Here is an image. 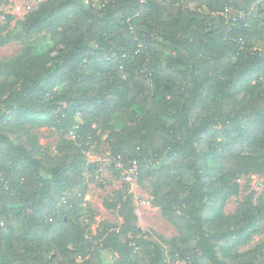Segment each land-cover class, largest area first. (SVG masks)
Masks as SVG:
<instances>
[{"label": "trees", "instance_id": "obj_1", "mask_svg": "<svg viewBox=\"0 0 264 264\" xmlns=\"http://www.w3.org/2000/svg\"><path fill=\"white\" fill-rule=\"evenodd\" d=\"M19 23L0 61V264H99L108 249L113 264H264V241L236 250L264 230V191L222 208L264 173V0H41ZM36 122L62 135L55 153ZM102 134L176 236L136 226L124 187L106 203L122 223L90 234L83 150Z\"/></svg>", "mask_w": 264, "mask_h": 264}, {"label": "rangeland", "instance_id": "obj_2", "mask_svg": "<svg viewBox=\"0 0 264 264\" xmlns=\"http://www.w3.org/2000/svg\"><path fill=\"white\" fill-rule=\"evenodd\" d=\"M41 0H7L0 3V61H4L15 56L22 47L21 38L9 40L13 35H23L20 21L24 20L27 14L33 10ZM217 13V12H216ZM45 32L34 35L29 38V42H42V36ZM10 34V36H7ZM78 120V118H76ZM32 132L36 141L44 149H48L51 154L55 153L56 147L62 138L58 130H55L48 123L36 122ZM68 139H76V134ZM106 138L102 134L100 141L97 139L89 140L87 150H83L86 157V165H95L94 168L86 166L83 172L87 184L85 207L90 216L86 218L89 224L90 234L96 235V228L102 222H108L115 225L122 223L118 215V206H107L106 203L114 202L116 194L123 187L127 189L132 203L131 213L134 216L133 222L142 231L153 230L163 237L169 239L178 234L177 229L161 215L158 207L152 204L150 188L141 184L137 177L129 183L123 182L119 171L115 170L108 161H103L106 144L101 141ZM239 191L235 196L227 198L223 203V212L232 213L238 203H240L248 193H253L254 197H259L264 191V173L261 175H243L238 179ZM130 238V235L128 236ZM264 241V230L253 235L248 243L240 244L236 250L242 251L249 249ZM117 254L112 250H103L100 253L99 264H113L117 259Z\"/></svg>", "mask_w": 264, "mask_h": 264}, {"label": "built area", "instance_id": "obj_3", "mask_svg": "<svg viewBox=\"0 0 264 264\" xmlns=\"http://www.w3.org/2000/svg\"><path fill=\"white\" fill-rule=\"evenodd\" d=\"M143 1V0H141ZM71 137H74V133L70 132ZM103 161H108L110 164H113L114 167L120 172L123 182L129 183L132 179L136 178V164L135 161L132 162L130 167L124 166V164L111 155L110 151L106 149L105 156ZM186 259L180 258L178 255L166 257V264H186Z\"/></svg>", "mask_w": 264, "mask_h": 264}]
</instances>
